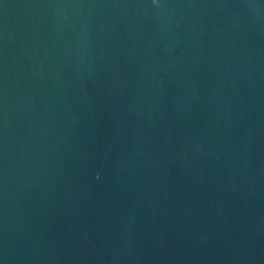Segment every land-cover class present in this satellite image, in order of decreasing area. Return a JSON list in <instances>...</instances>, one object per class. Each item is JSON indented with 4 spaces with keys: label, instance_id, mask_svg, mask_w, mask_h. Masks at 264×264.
Instances as JSON below:
<instances>
[{
    "label": "water",
    "instance_id": "95a60500",
    "mask_svg": "<svg viewBox=\"0 0 264 264\" xmlns=\"http://www.w3.org/2000/svg\"><path fill=\"white\" fill-rule=\"evenodd\" d=\"M0 264H264V0H0Z\"/></svg>",
    "mask_w": 264,
    "mask_h": 264
},
{
    "label": "snow or ice",
    "instance_id": "6c2138e0",
    "mask_svg": "<svg viewBox=\"0 0 264 264\" xmlns=\"http://www.w3.org/2000/svg\"><path fill=\"white\" fill-rule=\"evenodd\" d=\"M154 4H159V0H152Z\"/></svg>",
    "mask_w": 264,
    "mask_h": 264
}]
</instances>
